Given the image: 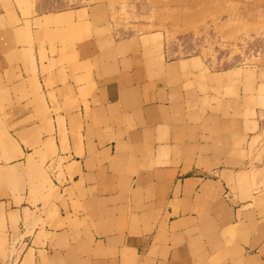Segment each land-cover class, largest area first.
Instances as JSON below:
<instances>
[{
	"label": "crops",
	"instance_id": "crops-1",
	"mask_svg": "<svg viewBox=\"0 0 264 264\" xmlns=\"http://www.w3.org/2000/svg\"><path fill=\"white\" fill-rule=\"evenodd\" d=\"M17 2L0 0V264H264V69Z\"/></svg>",
	"mask_w": 264,
	"mask_h": 264
},
{
	"label": "rangeland",
	"instance_id": "rangeland-1",
	"mask_svg": "<svg viewBox=\"0 0 264 264\" xmlns=\"http://www.w3.org/2000/svg\"><path fill=\"white\" fill-rule=\"evenodd\" d=\"M35 13L82 9L117 37L156 33L167 57H201L212 69H264V0H17Z\"/></svg>",
	"mask_w": 264,
	"mask_h": 264
}]
</instances>
